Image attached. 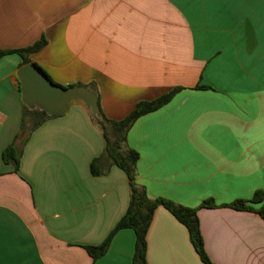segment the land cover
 Instances as JSON below:
<instances>
[{
    "label": "crops",
    "instance_id": "1",
    "mask_svg": "<svg viewBox=\"0 0 264 264\" xmlns=\"http://www.w3.org/2000/svg\"><path fill=\"white\" fill-rule=\"evenodd\" d=\"M62 86L98 96L113 121L140 102L180 91L139 118L127 145L136 183L152 200L198 209L213 264H264V220L224 205L264 193V0H0V50L28 48ZM23 59L0 60V264H133L136 235L119 231L129 180L117 166L94 176L105 140L83 102L34 128L22 101ZM11 145L20 163L3 159ZM207 200L217 207L201 208ZM148 264H205L188 229L158 207Z\"/></svg>",
    "mask_w": 264,
    "mask_h": 264
},
{
    "label": "trees",
    "instance_id": "2",
    "mask_svg": "<svg viewBox=\"0 0 264 264\" xmlns=\"http://www.w3.org/2000/svg\"><path fill=\"white\" fill-rule=\"evenodd\" d=\"M46 44L47 41L43 38L25 49L12 51L0 50V60L7 55L18 54L23 59V66H25L32 63L30 55L39 52L46 46ZM179 91L180 89H176L156 100L140 102L125 119L120 121L108 119L101 110L99 101L98 105L101 111V116H96L91 113L105 140V150L103 154L99 158L93 160L91 164L92 174L94 176L103 175L105 173L103 168L104 164L108 166V169L111 166H117L125 172L131 188V201L125 216L117 223L113 231L101 245L85 247L93 260H97L105 255L113 238L119 231L131 229L136 235L133 264H148L147 233L155 210L158 207H164L188 229L191 242L201 261L205 264H213L204 250L203 237L197 214L198 209L178 205L164 198L150 199L146 190L140 188L136 183L137 163L140 158L139 153L129 148L127 145V134L133 124L139 118L153 113L167 105ZM25 110L28 116L35 119V123L33 124L34 128L40 126L47 118L52 117L47 115L45 111L39 109L30 110L25 106ZM3 159L6 163L14 164L16 171L18 170L20 160L13 145L5 150ZM200 207L215 208L217 205L214 200H207L204 201ZM224 207H230L238 211L253 212L258 214L264 220V193L258 191L251 200H238L232 204L224 205Z\"/></svg>",
    "mask_w": 264,
    "mask_h": 264
},
{
    "label": "water",
    "instance_id": "3",
    "mask_svg": "<svg viewBox=\"0 0 264 264\" xmlns=\"http://www.w3.org/2000/svg\"><path fill=\"white\" fill-rule=\"evenodd\" d=\"M22 101L30 110L39 109L49 116L64 115L69 104L80 101L96 116H101L97 94L82 86L65 87L54 83L35 63L18 71Z\"/></svg>",
    "mask_w": 264,
    "mask_h": 264
},
{
    "label": "rangeland",
    "instance_id": "4",
    "mask_svg": "<svg viewBox=\"0 0 264 264\" xmlns=\"http://www.w3.org/2000/svg\"><path fill=\"white\" fill-rule=\"evenodd\" d=\"M72 104V103H71Z\"/></svg>",
    "mask_w": 264,
    "mask_h": 264
}]
</instances>
